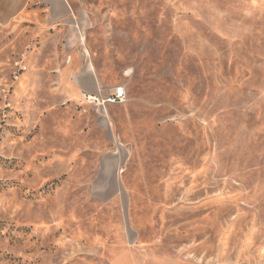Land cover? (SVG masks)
Masks as SVG:
<instances>
[{"label":"rangeland","instance_id":"374dc122","mask_svg":"<svg viewBox=\"0 0 264 264\" xmlns=\"http://www.w3.org/2000/svg\"><path fill=\"white\" fill-rule=\"evenodd\" d=\"M79 4L0 25V264H264V0Z\"/></svg>","mask_w":264,"mask_h":264},{"label":"crops","instance_id":"0c3cea01","mask_svg":"<svg viewBox=\"0 0 264 264\" xmlns=\"http://www.w3.org/2000/svg\"><path fill=\"white\" fill-rule=\"evenodd\" d=\"M87 9L79 0H0V25L30 17L40 30L65 32L67 45L81 43L80 33L85 29ZM91 67L83 76L86 83H95ZM75 90L78 88L73 85Z\"/></svg>","mask_w":264,"mask_h":264},{"label":"built area","instance_id":"2783aa9c","mask_svg":"<svg viewBox=\"0 0 264 264\" xmlns=\"http://www.w3.org/2000/svg\"><path fill=\"white\" fill-rule=\"evenodd\" d=\"M124 93H125V92L121 93V92H120V88H119V89H118V95H117V97H120V96L124 95ZM120 98H121V97H120Z\"/></svg>","mask_w":264,"mask_h":264},{"label":"bare ground","instance_id":"6f19581e","mask_svg":"<svg viewBox=\"0 0 264 264\" xmlns=\"http://www.w3.org/2000/svg\"><path fill=\"white\" fill-rule=\"evenodd\" d=\"M120 92L123 93L124 92V89L123 88H120Z\"/></svg>","mask_w":264,"mask_h":264}]
</instances>
